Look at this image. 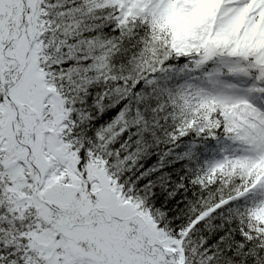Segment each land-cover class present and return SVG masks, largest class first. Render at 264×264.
Listing matches in <instances>:
<instances>
[{"label":"snow or ice","instance_id":"1","mask_svg":"<svg viewBox=\"0 0 264 264\" xmlns=\"http://www.w3.org/2000/svg\"><path fill=\"white\" fill-rule=\"evenodd\" d=\"M0 264H264V0H0Z\"/></svg>","mask_w":264,"mask_h":264}]
</instances>
